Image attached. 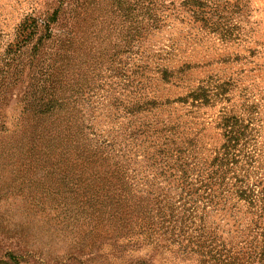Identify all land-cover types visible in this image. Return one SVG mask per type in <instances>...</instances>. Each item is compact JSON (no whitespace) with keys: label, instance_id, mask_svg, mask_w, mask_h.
Segmentation results:
<instances>
[{"label":"rangeland","instance_id":"1","mask_svg":"<svg viewBox=\"0 0 264 264\" xmlns=\"http://www.w3.org/2000/svg\"><path fill=\"white\" fill-rule=\"evenodd\" d=\"M229 117L250 143L207 166ZM152 199L145 221L126 216ZM200 228L218 242L190 252ZM255 251L264 0H0V264H261Z\"/></svg>","mask_w":264,"mask_h":264},{"label":"trees","instance_id":"2","mask_svg":"<svg viewBox=\"0 0 264 264\" xmlns=\"http://www.w3.org/2000/svg\"><path fill=\"white\" fill-rule=\"evenodd\" d=\"M222 129H223V137L225 142L223 143L221 149H222V155H223V159L218 158V157H214L212 159V161L210 163L207 164L208 165H213V166H218L219 168L223 167L225 164H227V159L230 156L229 151L231 149H233L234 147H236L238 144H240V142L244 145V144H248L250 143V132H252V130L249 128L248 125H243L242 121H240L237 118L234 117H229V118H224L223 120V124H222ZM52 130H55V128H52ZM247 131H250L249 133H247ZM63 133V130H62ZM57 134L56 133H51V134H42L40 137H38V139H40L41 141L45 142L47 140V142L53 141L58 139L60 136H58L57 138ZM59 135V134H58ZM231 148V149H230ZM236 156V155H235ZM71 161L73 162V167H74V159H71ZM181 171L185 170V167H181L180 168ZM121 190V189H119ZM248 193H245L244 190H239L238 192H236V196L238 199H245L247 198ZM120 200V198H118ZM143 201V200H142ZM154 202V199L150 200V201H143V205L141 204L142 202L140 201V204H138L137 206H133L132 208L125 209V214L128 218H131V216H133L132 214H134L135 212H139L138 215L142 216V220L145 221V217L150 209V202ZM116 205L119 207V202L116 201L115 202ZM215 230L216 228H213L212 230H208V229H197L196 230V235L195 236H189V238L187 239H192L193 242H190L191 245L187 246L188 247V251H192L193 249L199 251V250H205L206 251V242H212V240H215L217 237V233L215 234ZM262 235V234H261ZM181 236V235H180ZM218 240V239H217ZM215 240V241H217ZM218 242V241H217ZM194 248H192V247ZM213 248L210 247L208 248L209 252H213V254H219V252L221 251H227V249L224 248V244H215V242L212 244ZM209 247V245H208ZM218 247V248H216ZM207 251V252H208ZM205 252H199V254H203ZM239 254V253H238ZM261 254L258 251L254 252V257L257 258L258 263L263 264L264 262H261ZM228 261L227 264H234L236 263L235 261H238L235 256H230L228 257ZM241 260V259H240ZM200 262V264H204L201 261L203 260H198ZM216 261V260H215ZM232 262V263H231Z\"/></svg>","mask_w":264,"mask_h":264}]
</instances>
